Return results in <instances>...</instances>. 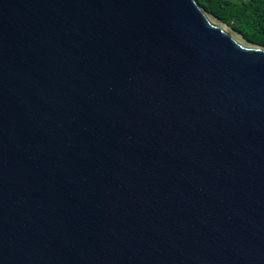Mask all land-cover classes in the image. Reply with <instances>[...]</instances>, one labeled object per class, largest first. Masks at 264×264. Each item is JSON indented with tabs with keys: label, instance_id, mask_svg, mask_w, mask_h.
<instances>
[{
	"label": "water",
	"instance_id": "water-1",
	"mask_svg": "<svg viewBox=\"0 0 264 264\" xmlns=\"http://www.w3.org/2000/svg\"><path fill=\"white\" fill-rule=\"evenodd\" d=\"M0 264H264V47L196 0H0Z\"/></svg>",
	"mask_w": 264,
	"mask_h": 264
},
{
	"label": "trees",
	"instance_id": "trees-1",
	"mask_svg": "<svg viewBox=\"0 0 264 264\" xmlns=\"http://www.w3.org/2000/svg\"><path fill=\"white\" fill-rule=\"evenodd\" d=\"M248 41L264 47V0H196Z\"/></svg>",
	"mask_w": 264,
	"mask_h": 264
}]
</instances>
